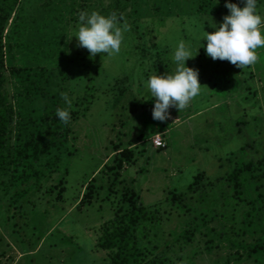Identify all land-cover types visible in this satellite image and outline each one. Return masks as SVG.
<instances>
[{"label": "rangeland", "instance_id": "rangeland-1", "mask_svg": "<svg viewBox=\"0 0 264 264\" xmlns=\"http://www.w3.org/2000/svg\"><path fill=\"white\" fill-rule=\"evenodd\" d=\"M65 1L62 21L57 25L59 33L55 34L58 50L39 61L54 81L49 87V99H56L62 109L69 111L66 152L54 169L41 168L35 196L29 190L18 193L21 197H17L14 209L6 208L8 198L0 187V264H102V253L95 247L96 228L113 212L112 203L105 196L109 190L118 192L124 186L138 193L140 204L155 211V231L161 241L173 244L171 234L182 229L185 219L178 206L170 203L171 193H184L193 205L217 206L220 191L214 185L231 169L234 161L228 158L256 159L264 152V47L256 50L258 59L253 65L240 69L227 60L206 56V41L198 39L204 30H214L209 24L219 23L227 14L224 0H123V20H137L139 29L128 25L119 53L91 56V68L83 76L78 69L86 58L70 55L71 45L77 43L71 36L76 24L73 19L77 20L81 11H103L98 0L86 1L90 4L86 10L77 8L80 0ZM42 2L19 0L2 37L5 87L15 106L23 104L22 114L26 111L25 118L29 119L14 120L10 142L18 146L32 139L43 142L37 133L47 135L44 126L31 120L42 117L41 107L49 99L25 92L18 77L8 74L14 65L36 61L35 53L23 45L32 40V35L24 26H13V22L16 17L21 23L29 22L31 15L38 14ZM230 2L243 6V0ZM68 4L77 9H69ZM163 7L172 12L180 10V14L155 27L150 19L167 13ZM257 11L264 19V0H257ZM146 28L150 32L137 39L136 35ZM160 38L168 41V46L162 47ZM179 40L194 55L185 63L198 70L200 93L180 111L170 107L165 121L153 120V101L145 82L155 72L163 74L174 69L172 54ZM142 41L147 42L146 46ZM137 44L141 46L135 47ZM64 96L70 104L65 103ZM84 96L89 100L86 110L79 104ZM155 135L162 138L164 148L153 145ZM123 149L131 151L116 167L121 157L118 152ZM198 174L201 195L189 189ZM61 177L66 180L63 199L55 204H38L37 194H44L49 184ZM91 177L100 187L98 201L77 210L73 204ZM30 200L36 203L31 204ZM226 224L220 218L210 222L217 230ZM207 237L197 234L186 245L184 254L192 259L191 264H260L252 257L231 259L241 249L224 239H220L221 243L217 239L210 253L201 251ZM226 258L230 259L227 263Z\"/></svg>", "mask_w": 264, "mask_h": 264}, {"label": "trees", "instance_id": "trees-1", "mask_svg": "<svg viewBox=\"0 0 264 264\" xmlns=\"http://www.w3.org/2000/svg\"><path fill=\"white\" fill-rule=\"evenodd\" d=\"M18 1L0 0V187L3 188L2 193L8 198L6 208L11 206L9 209H14L13 207L17 204V197H21L19 192L29 190L32 192L31 196H35L34 193L38 191L40 185L41 168H47L50 171L57 166L61 154L66 152L69 124V121L67 123L60 122L56 116V109H62V106L56 99H49V87L54 81L51 79V73L45 74L46 68L40 66L41 61H39L44 56L50 58L58 50L55 34L58 32V23L62 21V11H64L66 1L43 0L39 6L38 14L31 15L29 22L22 20L21 23L17 17L13 22V26L16 28L24 26L25 31H29L32 35V40L26 41L25 44L23 42V45L27 50L35 53L36 61L33 63L24 61L21 65H14L8 70V74L11 73L18 77L25 92L38 93L45 99H49L41 107L42 117L31 120L36 122L35 125L39 127L44 126L47 135L43 136L41 133H37L43 138V142L39 139H32L30 143L24 141L23 145L19 146L10 142L15 118L24 117V121L29 120L25 118L26 111L22 114L23 104L15 106L10 92L5 87L7 80L4 74L5 60L2 52V37L12 8ZM86 1L89 0H80L77 8L86 10V6H90ZM98 2L101 11H103L102 14L105 15L117 11L116 14L119 17L125 7L122 5L123 0H106L107 3L98 0ZM70 8L77 9L75 5H69ZM163 10L167 13L152 16L153 19H150L153 26L165 25L174 15L180 14V10L172 12L171 9L170 12L166 7L165 9L163 7ZM73 20L76 22L74 24L76 30L77 20ZM124 21L136 30L139 29L140 23L137 20ZM151 29L153 30L152 27ZM147 31V28L143 29L136 35V38H142L144 33L150 32ZM160 42H162L161 38ZM146 43L142 41V45L146 46ZM163 45L168 46V41L162 42V47ZM71 46L73 49L72 54L70 53L71 57L86 58L78 69V73H82L83 76L91 68L90 56L88 51L78 47L77 43H73ZM139 46L141 45L137 44L135 47ZM157 54L158 52L156 56ZM88 103V97L85 96L79 101L84 110L87 109ZM164 147L165 143L157 148ZM130 151L123 149L118 152L121 157L118 158L116 167L121 165ZM228 160L234 161L231 169L218 178L214 185L220 191L219 205H193L187 202L184 193L177 191L171 193L170 203L178 206L185 219L182 229L171 234L173 244L161 241V235H158V230L155 231L156 213L138 202L137 192L127 186L118 192L109 190L105 198L112 203V215L100 220L96 228L98 233L96 234L95 247L102 253L100 257L102 264H191L192 259L184 252L186 245H189L197 234L208 236L202 242L204 246L201 251L210 253L217 239L220 243V239H224L233 247L241 249L237 250L236 255H233L231 259L237 261L252 257L260 264H264V152L256 159H246L242 156L239 158L238 156L236 159L229 157ZM94 179L91 177L78 194L73 204L77 210L83 206L93 205L97 200L99 185L93 182ZM199 180L200 174L195 175L194 184L189 186V189H192L197 195L202 194ZM65 184L66 180L63 177L56 183H50L44 194H37L35 201L38 204L42 201L49 204L59 202L63 199ZM35 201L30 200V203L34 204ZM20 209H22V205L19 206L18 210ZM219 218L227 224L217 230L214 225H210V222ZM175 247H178L177 251L174 250ZM228 261L230 259L226 258L225 262Z\"/></svg>", "mask_w": 264, "mask_h": 264}, {"label": "clouds", "instance_id": "clouds-1", "mask_svg": "<svg viewBox=\"0 0 264 264\" xmlns=\"http://www.w3.org/2000/svg\"><path fill=\"white\" fill-rule=\"evenodd\" d=\"M224 6L227 14L219 23L209 24L214 30H204L198 37L200 42L206 41L203 45L205 55L213 60H227L240 69L251 66L258 59L256 50L264 47V19L257 11V0H243V6L224 0ZM127 30L123 14L118 17L115 12L105 15L95 10L81 11L71 36H75L77 46L85 48L90 57L97 53L112 56L119 53L123 33ZM193 56L185 42L179 40L172 54L174 69L163 74L155 72L147 78L145 87L153 101V120L165 121L170 107L180 111L199 95L198 70L185 63ZM63 99L70 104L66 96ZM56 116L62 123L70 119L67 108H57Z\"/></svg>", "mask_w": 264, "mask_h": 264}, {"label": "built area", "instance_id": "built-area-1", "mask_svg": "<svg viewBox=\"0 0 264 264\" xmlns=\"http://www.w3.org/2000/svg\"><path fill=\"white\" fill-rule=\"evenodd\" d=\"M152 143L154 146L158 147V146H163L164 145V142L162 140V138L158 135H155L153 138H152Z\"/></svg>", "mask_w": 264, "mask_h": 264}]
</instances>
